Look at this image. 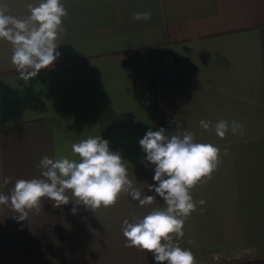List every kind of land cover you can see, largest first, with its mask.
Returning a JSON list of instances; mask_svg holds the SVG:
<instances>
[{
  "label": "crops",
  "instance_id": "1",
  "mask_svg": "<svg viewBox=\"0 0 264 264\" xmlns=\"http://www.w3.org/2000/svg\"><path fill=\"white\" fill-rule=\"evenodd\" d=\"M39 2L0 0L18 17ZM62 3L60 56L37 77L20 79L11 45L0 40V174L12 179L0 190L40 177L46 155L77 159L71 145L101 135L121 153L135 186L155 195L148 191L154 166L139 140L160 127L190 131L222 155L212 178L191 190L206 203L186 220L181 246L197 264H264V0ZM145 11L150 20L132 19ZM201 120H236L244 134L220 139ZM73 206L45 199L25 221L0 211V264H157L152 253L124 246L121 225L165 207L160 197L140 207L122 194L96 213L80 205L73 214Z\"/></svg>",
  "mask_w": 264,
  "mask_h": 264
},
{
  "label": "clouds",
  "instance_id": "2",
  "mask_svg": "<svg viewBox=\"0 0 264 264\" xmlns=\"http://www.w3.org/2000/svg\"><path fill=\"white\" fill-rule=\"evenodd\" d=\"M27 9L29 15L18 17L0 3V40L11 45V63L26 82L57 61V41L66 33L64 18L68 16L62 0H40L36 5L27 4ZM151 16V11L137 12L132 19L148 21ZM174 123L181 127L179 121ZM199 124L205 130L214 128L220 139L229 131L244 134V125L236 120L214 124L201 120ZM139 145L146 154L144 160L154 166L155 183L148 185V191L155 195H145L135 186L121 153L113 151L107 139L89 136L71 145L77 159L46 155L38 164L42 169L40 177L17 179L9 194L0 190V211L11 209L18 221H25L30 214L42 211L45 199L55 208L73 201L71 211L76 214L80 205L94 213L112 207L122 194L138 201L140 207L152 205L158 196L165 207L152 208L143 218L133 216L132 222L127 218L122 221L124 246L152 253L157 264H197L191 248L181 246L186 220L197 211V205L203 211L206 203L194 200L191 190L212 178L221 162V149L212 143L196 142L190 131L173 134L164 127L149 129ZM223 154L227 155V150ZM10 183L11 177L0 174V189ZM187 243L193 245L194 241Z\"/></svg>",
  "mask_w": 264,
  "mask_h": 264
},
{
  "label": "built area",
  "instance_id": "3",
  "mask_svg": "<svg viewBox=\"0 0 264 264\" xmlns=\"http://www.w3.org/2000/svg\"><path fill=\"white\" fill-rule=\"evenodd\" d=\"M215 256H218L219 259H220V254H218V253H214V254L212 255V259H213L214 261L219 260V259H214Z\"/></svg>",
  "mask_w": 264,
  "mask_h": 264
}]
</instances>
